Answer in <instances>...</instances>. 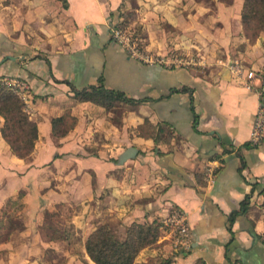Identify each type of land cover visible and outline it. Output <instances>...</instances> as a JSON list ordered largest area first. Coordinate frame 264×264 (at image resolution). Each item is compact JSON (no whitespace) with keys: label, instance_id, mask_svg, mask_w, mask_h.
I'll use <instances>...</instances> for the list:
<instances>
[{"label":"crops","instance_id":"crops-1","mask_svg":"<svg viewBox=\"0 0 264 264\" xmlns=\"http://www.w3.org/2000/svg\"><path fill=\"white\" fill-rule=\"evenodd\" d=\"M121 1L0 0V80L19 82L38 127L23 158L0 132V264H95L84 242L97 225L150 222L172 207L186 218L189 247H144L133 264H264V138L250 141L264 105V29L248 42L243 0H212L209 14L196 0L194 17L224 57L170 69L110 39ZM69 83L143 100L108 110ZM65 110L76 124L53 136L51 119ZM144 119L158 131L140 133Z\"/></svg>","mask_w":264,"mask_h":264},{"label":"trees","instance_id":"trees-1","mask_svg":"<svg viewBox=\"0 0 264 264\" xmlns=\"http://www.w3.org/2000/svg\"><path fill=\"white\" fill-rule=\"evenodd\" d=\"M242 33L248 42L255 41L260 31L264 29V0H243L241 7ZM109 32L112 35L111 29ZM110 35V39L113 37ZM73 95L79 100H89L106 109H112L118 101L136 103L142 99L126 97L120 90L105 87L102 83L90 84L77 88L70 84ZM0 116L3 123L0 127L1 136L10 150L18 157H26L33 149L38 137V127L35 120L26 111L24 98L4 81L0 80ZM77 118L65 110L61 115L51 119V133L59 137L66 134L75 124ZM140 133L151 130L158 131L156 126L147 119L138 125ZM157 136V135H156ZM154 139L157 140V137ZM241 201L240 209L233 210L232 216L243 212L248 200ZM161 234L160 222L154 219L150 222L133 221L125 228L122 238L117 237L107 223L97 225L86 237L84 247L87 255L95 264H133L138 252L144 247L158 245Z\"/></svg>","mask_w":264,"mask_h":264},{"label":"rangeland","instance_id":"rangeland-1","mask_svg":"<svg viewBox=\"0 0 264 264\" xmlns=\"http://www.w3.org/2000/svg\"><path fill=\"white\" fill-rule=\"evenodd\" d=\"M173 1L122 0L114 13L115 21L112 22L111 27L121 31L127 38V47L131 46L134 49L138 56L136 59L141 62H155L170 69H177L179 67L189 68V66L198 64L201 59L207 58L205 68H209L211 64L217 62V59L224 57V52L220 46L216 47L212 42L216 38L212 36L209 25L204 22L205 19L195 18L194 15L200 12L199 10L209 14L215 9V5H211L212 0H198L208 3L207 7L198 10L196 0ZM163 2H168L170 5L172 11L170 19H165V12L162 9ZM118 44L123 45L120 42ZM121 110V107L113 109L114 112ZM176 211L178 210L172 207L169 214L155 218L160 222L161 234L157 240L158 245L151 247H160L163 243H170L173 248L177 249L176 252L183 250L180 243L175 244L179 232H176L174 224L169 221L173 212ZM126 226H119V223L114 221L111 229L117 237L122 238ZM160 258L162 257L156 260L160 261ZM147 261L149 263L151 258Z\"/></svg>","mask_w":264,"mask_h":264},{"label":"built area","instance_id":"built-area-1","mask_svg":"<svg viewBox=\"0 0 264 264\" xmlns=\"http://www.w3.org/2000/svg\"><path fill=\"white\" fill-rule=\"evenodd\" d=\"M111 31H112V36L116 42L122 43L123 46L126 45L125 46V48H127L126 50L128 52H130V54L132 56L138 57V56H136L134 49L131 46L129 48L127 47V44H126L127 38H125V36H123L121 31L115 30L114 28H111ZM232 70H234L235 72H240V66H239V64H237V62H235V64L232 65ZM252 74H253L252 71L247 72L248 77L252 76ZM4 82L6 84H8L13 89H16L19 87V82L16 80L13 83L6 82V81H4ZM263 138H264V105L262 104L256 112L255 120H254L252 129H251L250 141L252 143H258ZM210 172H211V168L209 167V168H207V172H206L207 176ZM169 221L174 224V228H175L176 232L177 233L179 232V235L177 236L176 243H180L185 248L189 247L191 238H190V234L188 232V226H187V222H186V218H185L184 214L182 212H178V211L173 212L172 216L169 218Z\"/></svg>","mask_w":264,"mask_h":264},{"label":"water","instance_id":"water-1","mask_svg":"<svg viewBox=\"0 0 264 264\" xmlns=\"http://www.w3.org/2000/svg\"><path fill=\"white\" fill-rule=\"evenodd\" d=\"M8 57H9V58H12L13 56H11V55H8ZM130 149H131V151H132V150H134L133 148H130Z\"/></svg>","mask_w":264,"mask_h":264}]
</instances>
